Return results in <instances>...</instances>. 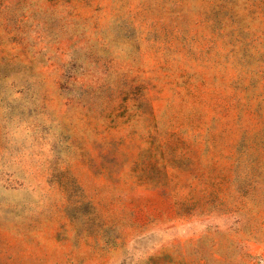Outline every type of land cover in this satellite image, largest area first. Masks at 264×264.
I'll list each match as a JSON object with an SVG mask.
<instances>
[{
    "label": "rangeland",
    "instance_id": "rangeland-1",
    "mask_svg": "<svg viewBox=\"0 0 264 264\" xmlns=\"http://www.w3.org/2000/svg\"><path fill=\"white\" fill-rule=\"evenodd\" d=\"M0 264H264V0H0Z\"/></svg>",
    "mask_w": 264,
    "mask_h": 264
}]
</instances>
